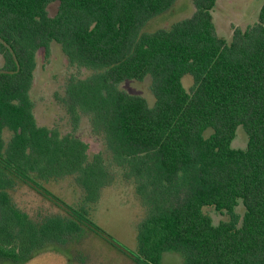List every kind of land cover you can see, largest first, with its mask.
<instances>
[{
    "label": "trees",
    "instance_id": "obj_1",
    "mask_svg": "<svg viewBox=\"0 0 264 264\" xmlns=\"http://www.w3.org/2000/svg\"><path fill=\"white\" fill-rule=\"evenodd\" d=\"M58 1L54 15L47 6ZM175 0H0V264H23L48 244L69 254L88 232L134 264H264V2L257 20L218 35L217 0L168 29L142 32ZM60 46L71 64L93 72L71 79L69 105L90 113L123 177L144 208L136 248L107 235L92 215L115 174L102 154L71 132L39 125L30 89L36 53ZM151 75L154 104L118 87ZM193 84L186 90L182 77ZM245 148L231 146L236 129ZM209 128L211 132H205ZM71 178L82 192L72 206L44 183ZM18 182L64 214L33 220L13 201ZM241 199V219L235 207ZM226 211L218 224L203 211Z\"/></svg>",
    "mask_w": 264,
    "mask_h": 264
},
{
    "label": "rangeland",
    "instance_id": "obj_2",
    "mask_svg": "<svg viewBox=\"0 0 264 264\" xmlns=\"http://www.w3.org/2000/svg\"><path fill=\"white\" fill-rule=\"evenodd\" d=\"M263 2L264 0H217L212 16L218 35L229 40L234 28L244 29L255 22ZM57 8L58 1L49 3L48 14L54 15ZM194 9L193 0H175L169 9L150 18L142 32L168 29L174 22L189 17ZM2 64L3 58L0 55V67ZM92 72L90 68L71 64L56 43L50 44L47 54L43 49L38 50L30 89L33 111L39 125L57 128L63 133H73L88 143L89 157L102 154L106 162L111 164L110 169L115 174L114 181L108 188L102 189L92 217L107 235L120 244L135 249L136 224L143 216L144 208L135 193L134 184L123 177L121 168L115 166L106 148L101 128L92 121L91 114L82 112L78 106L71 108L67 100L66 88L69 81L87 77ZM182 84L189 90L193 84L192 76L183 75ZM118 87L130 94L142 96L149 106L154 104L150 74H146L141 80H123ZM211 131L209 128L205 132ZM246 144L247 135L240 125L231 146L245 148ZM44 185L72 206H77L82 200L83 192L71 178L49 181ZM11 195L15 204L33 220L52 214H64L60 207L24 183L18 182L11 190ZM203 211L211 217L214 224L229 218L226 211H217L213 206H204ZM235 212L241 219L244 212L241 199H238ZM69 254L56 244H48L23 264H134L92 232L70 244ZM161 264H184V258L179 252L167 250L162 253Z\"/></svg>",
    "mask_w": 264,
    "mask_h": 264
}]
</instances>
